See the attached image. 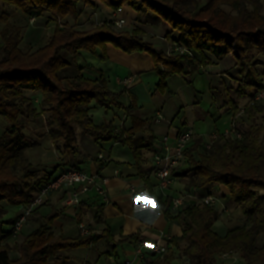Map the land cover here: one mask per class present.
<instances>
[{
	"label": "trees",
	"instance_id": "1",
	"mask_svg": "<svg viewBox=\"0 0 264 264\" xmlns=\"http://www.w3.org/2000/svg\"><path fill=\"white\" fill-rule=\"evenodd\" d=\"M2 1L15 5L29 18L45 17L55 22L56 27L47 43L32 52H24L21 48V28L7 24L0 33L3 53L0 60V119L10 122L0 137V222L7 214L3 202L9 206L27 205L58 169H80L81 164L97 159L80 146L75 125L81 128L83 137L128 144L135 152L136 162L141 160L137 151L140 146L135 139L136 119L134 126L126 130L118 129L113 122L97 123L90 115L93 105L108 110L124 106L120 101L121 94L108 86L102 72L92 79L83 73L84 67L77 66L83 52L102 61L108 59V45L127 54L149 53L159 73L158 88L161 91L167 89V79L174 74L183 75L192 84L195 75L213 63L206 53L219 61L232 54L236 60L233 70L239 71L238 85L225 88L222 104L235 114L241 111L236 99L250 92V98L254 100L264 90L263 76L258 71L264 60L256 58L258 54L264 56V15L259 7L254 10L248 8L253 0H209L204 5H200L198 0H101L112 10L131 6L138 13V20L149 13L156 14L171 27L170 38L172 33H176L173 43L191 54L179 51L168 54L156 50L142 38L144 32L141 28L135 27L131 31L117 29L112 21L86 31L76 30L68 19H78L81 1L95 5L93 0ZM224 3L231 4L238 14L226 12L221 7ZM2 18L6 21L8 16L4 14ZM62 20L64 23H60ZM73 65H76V73L63 78L61 72ZM89 69L94 71L93 67ZM26 90L41 93L42 105L51 114L48 127L53 141L57 146L61 143V153L67 158L65 163L55 166L43 177H37L29 164L23 166L21 176L14 173L23 149L35 146L19 123V119L32 110L31 103L24 96ZM133 107L132 104L130 108ZM244 111L251 117L263 112V108L257 103L248 104ZM234 124L242 133L241 139L224 133L219 134L209 150L199 138L188 147L186 158L191 161L192 174L186 190L202 191L211 184L224 185L229 189L231 203L245 215L246 224L229 229L227 235L220 236L213 229L220 216L216 206L187 205L174 216L170 212L172 197L165 200L157 197L167 218L177 219L182 214L185 228L181 236L171 238L166 253L146 254L141 264H173V248L179 249L183 242L186 243L183 255L190 264H218L219 254L233 250H240L247 264H264V245L261 248L257 246L259 237L264 235V139L260 137L264 127L254 122L247 128H241L236 121ZM177 170L176 174L174 171L176 178L184 176ZM58 216V212L47 216L40 227L23 238L17 259H12L8 246L0 243V264H50V258L62 250L89 247L101 240L115 247L126 242H139V234L116 241L110 230L101 234L90 232L71 239L55 237L51 226Z\"/></svg>",
	"mask_w": 264,
	"mask_h": 264
},
{
	"label": "crops",
	"instance_id": "2",
	"mask_svg": "<svg viewBox=\"0 0 264 264\" xmlns=\"http://www.w3.org/2000/svg\"><path fill=\"white\" fill-rule=\"evenodd\" d=\"M94 4L93 6H96V9H93V11H95L96 17L103 20V23L111 21L113 10L96 2ZM123 14L127 18L130 29L142 28L144 32L142 38L152 44L156 50L165 51L166 44L158 38L151 39L148 30L151 29L161 36L166 35L171 32V28L166 22L163 20H148L144 17L140 23L137 20V12L130 6L124 7ZM158 45L163 47L158 49ZM89 55L83 52L76 64L79 67H84L83 73L92 79L97 78L99 72H102L107 79L108 86L114 92L121 94L120 101L124 108H111L108 110L102 107V109H105L106 117L113 116L110 122H113L118 129L128 130L134 126L135 119L138 121L135 139L138 140V146H140L137 151H139L141 160L137 163L134 150L122 141H96L94 138L82 137L83 141L79 143L82 149L97 159L81 164L80 168L90 174H99L109 178V182L105 186V195H99L94 189H91L80 196L79 205L70 204L69 200L72 193L78 189V186H63L59 190L51 192L47 202L35 210L18 236L21 238L29 236L45 222L47 216L58 212L59 216L51 226V232L55 237L76 238L82 235L80 224H84L87 226L89 233L101 234L105 230H110L116 241L130 235L139 234V242H126L115 247L108 241L101 240L89 247L71 249L72 251L81 252V257L67 253V250H62L56 256L50 258V264H103L104 261L113 264V260L118 264H122L125 260L134 258V248L141 242H157L161 240L164 233L169 234L172 238L181 236L183 229L179 218L173 220L167 218L156 199L160 197L165 200L167 197L161 194L157 186L154 157L161 151L165 137H168L173 144L178 133L186 129L194 131L195 140L202 139L204 144L209 142L212 140L213 135L221 134L218 124L220 122L229 123L231 116L229 113L219 110L222 97L216 96L219 91V81H221L218 74L233 69L236 63L234 56L231 54L219 61L216 60L215 56L206 53V56L213 63L196 74L192 84H189L183 75L174 74L168 77L167 89L164 91L158 88L159 73L149 53L127 54L112 45H108L107 61ZM86 56L89 60L85 59V62L80 64L79 60ZM94 58L96 60L92 61ZM94 61H99L101 67H98L97 62L95 64ZM113 65L117 66L118 70L114 83L112 81L113 77L110 75L111 66ZM89 67H93L94 71L90 70ZM147 75L157 77L154 78L153 88H146ZM200 75H205L207 80L198 82ZM126 78H132L129 86L121 82ZM198 83L202 85L201 88L204 86L203 90L206 85L209 88L212 102L208 111H203L202 104L205 100V93L201 91V88H198ZM145 89H149L151 94V99L148 101H143L139 96ZM126 95L132 98V102L128 103V100H125ZM132 104L134 107L131 109ZM195 119L211 121L212 124H209V130L207 131L210 140L205 141L200 131L193 129L191 121ZM195 140L189 147L194 144ZM61 170L62 168L59 169V172ZM116 172H118V175ZM179 180L181 178L178 177L171 196H176V182ZM207 194L211 193L202 195ZM19 209L17 216L9 220L10 223H3L8 212L2 219L3 222H0L1 244L10 245L12 237L8 233L14 221L19 217L23 206H19ZM170 212L176 216L172 207ZM6 234H8V237L2 240ZM100 245H102L101 249H99ZM120 246L123 247L122 251H118ZM9 254L12 259L20 257L19 249H10ZM120 255L125 257L123 262H118ZM134 264H141V262H135Z\"/></svg>",
	"mask_w": 264,
	"mask_h": 264
},
{
	"label": "rangeland",
	"instance_id": "3",
	"mask_svg": "<svg viewBox=\"0 0 264 264\" xmlns=\"http://www.w3.org/2000/svg\"><path fill=\"white\" fill-rule=\"evenodd\" d=\"M93 1L96 2L97 4H101L102 6L108 7L101 0H93ZM208 1L209 0H198L200 5H204ZM253 2H254L253 4L248 5V8L250 10H254L255 8L259 7L260 12L264 15V0H253ZM127 6L129 5H124V7ZM95 7L96 6H93V4H86L83 1H81L79 4L80 14L78 16V19L74 20L72 18H69L68 21L76 30H81V31L89 30L99 24H102L103 20L98 19L96 17L95 11H93V9H96ZM221 7L229 14L232 15L238 14L237 10L229 3L227 4L224 3L221 5ZM4 14L8 16V19L6 21L2 18ZM144 17H146V19L148 20L150 19L156 21L162 20L154 13H149L146 16H142V18ZM142 18L140 20L138 19L137 20L141 23ZM60 23H64V20L60 21ZM7 24H11L12 26L19 27L23 30V40L21 43V48L24 52L35 51L41 46H43L45 43H47L49 37L51 36V34L53 33L56 27V23L48 21L47 18H41V17L29 18L15 5H9L6 4L4 1L0 0V33L7 26ZM128 29L130 31L132 30L129 28L128 25L122 28V30H128ZM40 31L42 32L40 33ZM148 31H150L148 35L151 37V39L158 38L166 44V49H165L166 53L171 52L173 54L175 52V48L173 46V38L176 37V33H172L171 34L172 38H170L169 33L161 36L156 34V32L151 29H149ZM163 38H167L168 41L163 40ZM162 47L163 46L158 45V49H161ZM86 54L90 56L89 53ZM2 57H3V53L0 49V60L2 59ZM256 58L264 60V56L262 54H258ZM85 59L89 60V58L86 56L82 60H79V63L83 64L85 62ZM93 60L96 59L94 58L92 59V61ZM94 62L95 64L97 62L98 67H101L99 61H94ZM258 71L260 72V74H262L264 80V64H260L258 66ZM238 72L239 71L236 69L235 70L230 69L225 72H220L218 74L221 81H219V85H218L219 91L216 94L217 97L219 96L225 97L226 94L225 88H230L233 86L237 87L238 85L237 79L239 77ZM75 73H76V65H73V67L64 69L61 72V76L63 78H69ZM116 73H118L117 66L115 65L111 66L110 75L113 77L112 78L113 83L116 81L117 78ZM154 78L157 77H153V75H147L146 88L150 89L154 87L153 85ZM201 80L206 81L207 80L206 76L200 75L198 82H201ZM197 86L200 89L202 85L198 83ZM203 87L201 88V91L205 93V100L202 104V108L203 111H208L211 107V102H212L210 97L211 95L209 94L210 92L208 86L206 85L204 90ZM149 89H145L139 94L140 99H142L143 101H148L151 99V94L149 93ZM24 96L28 99V102L31 103L32 110L30 114H28L27 116L21 117L19 119V123L23 126V132L28 136L31 142L35 143V146H31L23 149V151L20 154L19 160H17L14 166V173L18 176H21L23 166L29 164L31 166L30 170L35 172L37 174V177H43L46 176L55 166L59 164H63L67 158L64 154L61 153V143L57 146V144H55L53 141V136L50 133L48 127V120L51 114L42 105L41 93L26 90L24 91ZM250 96L251 93L248 92V94L245 97L236 99L238 106L241 108V111L237 114L227 111L224 104H222L223 99H221V103H220L221 106L219 107V110H221V112L229 113L231 115L229 119V123L220 122L218 124V129L221 134L225 133V131L231 126V123L233 121L239 122L241 128H247V126H249L253 122L257 124L259 127H264V98H261L260 100L255 102L254 100H252V98H250ZM124 98L125 100H128V103L132 102V98L129 95H126ZM255 103L259 104V106H262L263 112L257 113L250 117L244 111L245 107L248 104L254 105ZM89 113L97 123H108L110 122V119H112L113 117V116L106 117L107 114L105 113V109H102V107L97 105H93L89 110ZM115 121L117 123L118 121L117 118L115 119ZM191 122L193 129L195 131H200V134L204 137L205 141L208 140L209 135L207 131L209 130V124L211 123V121L208 122V121H201L200 119H195ZM9 125L10 122L7 119L5 118L0 119V137H2V135L6 131V128L9 127ZM74 129L76 132L77 140L79 143H81L83 141L82 130L77 125L74 126ZM260 137L261 139H264V129L262 130ZM88 139H92V138L88 137ZM201 151H203V145L201 147ZM191 168H192L191 161L189 158H187L186 161L183 163V165L177 170L178 172H183L184 176H179L181 180L176 182L177 184L176 196L184 195L186 193H192L198 196H202V194H206V193H211L212 195L216 196L218 201L215 203L214 206L218 208L220 216L219 219L215 222L213 229L220 236L227 235L229 229L244 226L246 224L245 215L243 214L240 208H238L237 206L231 203L230 201L231 195L229 189L224 185L211 184L210 186L204 188L202 191L186 190V185L189 182V179L192 174V172L190 171ZM58 173H59V169L55 175H57ZM2 204L8 212V214L5 216V220H4L5 222L15 218V216H17V214L19 213L20 210L19 206H11V205L9 206L5 202H3ZM180 212H182V209L180 210ZM178 218L181 222L182 229L185 228L182 214H180ZM8 234H6L5 237L2 238V240H5V238L8 237ZM11 237H12V241L10 245L8 244L9 250L19 249V245L23 240V238L19 237L18 235L16 237L14 236ZM263 245H264V235H261L258 239L257 246L261 248ZM101 246L102 245H100L99 249H101ZM185 246L186 243L183 242L179 249L173 248L174 251L173 264H190L188 258H186L183 255V249ZM122 250L123 247L121 246L118 247V251H122ZM67 253H72L79 257H81L80 255H82L81 252L74 250L72 251L71 249L67 250ZM119 257L120 260H118V262H123L125 257L123 255H120ZM130 257L132 258V256ZM217 259H218V264H247V261L245 260L244 255L240 250H233L224 254H219L217 256ZM103 264H108V263L104 261Z\"/></svg>",
	"mask_w": 264,
	"mask_h": 264
},
{
	"label": "built area",
	"instance_id": "4",
	"mask_svg": "<svg viewBox=\"0 0 264 264\" xmlns=\"http://www.w3.org/2000/svg\"><path fill=\"white\" fill-rule=\"evenodd\" d=\"M124 7H120L112 12V23L117 29H122L128 25L127 18L124 16ZM167 40V38H163ZM175 52L189 53L188 50L177 47L173 43ZM169 52L168 54H170ZM124 85L129 86L132 82V78H126L121 81ZM264 98V90L260 91L255 97L254 101H258ZM225 135L234 136L237 139L242 138V133L236 129L234 121L231 126L226 130ZM219 135H213L212 140L204 144L206 149H211L214 141ZM195 133L191 129H186L178 133L172 144L168 137L163 140V147L159 153L154 157L156 176H157V186L161 194L165 197L171 196V192L174 188L176 176L174 171L179 168L186 161V151L188 147L195 140ZM118 175V172H116ZM109 178L101 176L99 174H90L83 169H70L60 171L57 175L52 176L50 181L43 186L32 198L31 202L23 206V209L19 217L14 221L11 226L10 234L16 237L20 231L23 229L25 224L28 222L30 216L33 215L36 209L43 206L51 194L55 190H59L66 185L78 186V189L74 190L72 197L69 200L70 204H80V196L87 193L89 190L94 189L99 195H105V186L108 184ZM172 197V210L177 213L187 205H215L218 201L217 197L212 194L198 196L192 193H186L180 196ZM80 230L82 235L89 233L87 226L80 224ZM169 234H162L161 240L154 243L141 242L137 244L134 248V258L127 259L122 264H134L135 262H141L146 254H157L161 255L167 252L171 240ZM113 264H118L115 260L112 261Z\"/></svg>",
	"mask_w": 264,
	"mask_h": 264
}]
</instances>
